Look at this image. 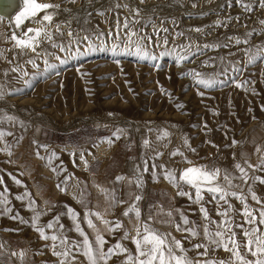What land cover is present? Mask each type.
<instances>
[{
  "label": "rangeland",
  "instance_id": "1",
  "mask_svg": "<svg viewBox=\"0 0 264 264\" xmlns=\"http://www.w3.org/2000/svg\"><path fill=\"white\" fill-rule=\"evenodd\" d=\"M7 1L13 0H0V7ZM38 2L60 7L46 10L54 14L48 25L53 40L42 41L35 52L14 47L10 33L22 36L45 13L25 20L20 28H11L0 15V132L4 133L0 138V198H7L0 204V264H60L64 259L53 255L52 241L42 240L34 230L32 220L37 213H41L38 224L45 234L62 232L69 247L82 240L75 230L77 224L95 241L96 232L88 227L87 216L106 241L105 250L120 242L128 254L135 255L131 239H122L125 231L135 235L134 213L123 215L134 204L141 221L153 217V229L170 233L189 250V257L196 258L203 249L193 250V245L206 243L203 228H198L196 238L185 239L187 234L177 231L176 224L183 214L203 225L201 204L212 220L220 221L217 202L207 193L201 204L177 195V188L164 175L171 170L178 176L184 167L198 166L239 177L235 164L240 163L250 177L264 179V171H253L245 164V160L258 164L264 154V25L260 23L264 7L260 0ZM244 4L253 10L245 11ZM135 9L140 10L139 23L132 22L130 10ZM125 20L129 29L123 28ZM65 22L79 34V43H69ZM165 28L167 32L162 31ZM128 31L137 33L131 42ZM85 35L90 37L91 48L83 40ZM137 44L147 53L143 59L136 53ZM252 55L259 58L249 63ZM181 56L187 58L180 60ZM17 66L18 72L11 71ZM192 73L217 83L204 88ZM117 129L122 130L119 139L113 135ZM165 131L167 138L157 139ZM108 140L113 141L111 145ZM117 177L124 179L117 181ZM242 183L233 180L234 185ZM249 184L264 200V184L251 179ZM243 188L247 193L248 185ZM182 190L194 198V190L187 186ZM112 197L116 203H111ZM230 202L237 209L230 215L236 224L242 223L239 210L243 205L235 199ZM247 203L258 214L261 205L250 196ZM92 213L102 214V220L119 221L123 227L109 232ZM49 223L53 229L47 228ZM234 230L242 240L240 229ZM72 255L76 256L74 264H87L83 255L75 251ZM126 255H114L107 264H123ZM210 255L229 257L222 248Z\"/></svg>",
  "mask_w": 264,
  "mask_h": 264
},
{
  "label": "snow or ice",
  "instance_id": "2",
  "mask_svg": "<svg viewBox=\"0 0 264 264\" xmlns=\"http://www.w3.org/2000/svg\"><path fill=\"white\" fill-rule=\"evenodd\" d=\"M70 3H75L76 0H69ZM141 3H144L145 0H140ZM238 3L241 0H237ZM60 5L52 3H41L38 0H24V7L21 13L16 17L15 25L17 28H20L25 20L35 19L39 13L44 12L45 14L40 17L38 21L41 24L40 28L32 29L28 28L27 31L23 32L22 36L13 34L11 40L14 41V47L20 50H31L32 52L36 51V48L39 47L42 41H52L53 33L48 30V25L53 23L54 14L49 13L46 10L48 9H58ZM119 7V5H117ZM128 7V5H124ZM195 7V5H193ZM245 11H252L253 9L248 4L243 5ZM260 7H264V0H260ZM133 16V23H139L136 20V17L139 16L140 10H130ZM101 15L103 13H100ZM68 23L69 31L68 35L70 37L69 43L73 40L76 43L80 42V37L78 33H74L71 30V24ZM151 23V21H149ZM264 25V21L260 22ZM217 26H220L219 23ZM119 27V25H118ZM124 29H129V23L125 20L123 25ZM55 30L57 33H60V24L55 25ZM199 32L200 29H194ZM162 31L167 32V29H162ZM135 31L126 32L128 42H131L132 36L136 35ZM62 35V33H61ZM112 33H109L111 36ZM179 35V34H178ZM102 34H98V38ZM118 38V37H117ZM150 39L148 37H144ZM83 40L89 42V48H91L90 37L85 35ZM247 42V41H245ZM167 44V40L164 41ZM237 44L240 43L238 39ZM57 45L53 43V47ZM205 48L210 47L205 45ZM61 51H65V48L61 45ZM189 48H186L185 51H189ZM136 53L140 55L143 59L147 56V53H142L141 47L139 44L136 45ZM187 56L179 57L180 60L186 59ZM259 57L252 55L249 60V63H253ZM32 62V61H30ZM34 63V62H33ZM45 63H47L45 61ZM49 67H52L49 65ZM47 70V69H46ZM13 72H18L19 67H14L11 69ZM234 71H238L234 69ZM196 77V83L203 86L204 88L214 87L217 81L213 78L204 79L200 73H192ZM30 86V85H29ZM241 87V85H237ZM202 95V93H201ZM183 105H177V108H182ZM122 130L117 129L113 133L116 139L120 138ZM4 135L3 132H0V138ZM168 132H163L157 136V139L167 138ZM112 140H108L109 145L112 144ZM235 144L236 142L233 141ZM144 145L149 146V141L145 140ZM194 151V150H193ZM257 152H260L261 149L257 148ZM178 153L174 152L172 155H177ZM9 155L11 153L9 152ZM245 164L249 169L256 171L257 169L264 171V154L260 156L259 163L253 165L245 160ZM155 167V165L153 166ZM235 169L239 172V177H234L232 173L225 172L221 174L220 169H208L205 167L192 166L187 167L177 174L171 170L166 171L164 179L169 181L174 187L177 188V195L188 196L193 203L201 204V201L204 200V193H207L211 196L213 201L217 202V212L216 215L222 217L220 221L212 220L209 216L208 210L201 204L200 213L203 217L205 223L203 225H196L193 222H190L183 214H181V222L176 224V230L186 233L185 239L196 238L200 235L198 228H203V239L206 243H197L193 245V250L203 249L202 252H197V257L192 258L187 255L188 249H185L180 240H176L174 237H171V234H163L151 227V221L153 217L149 216L147 221L140 220V212L137 209L136 205H131L127 211L123 213L125 216H129L130 213H134L136 217V224L134 225L135 235H130L129 232L125 231L122 239L127 240L131 239L132 244L135 246V255L128 254L127 247L123 246L120 242H117L112 247L104 249V244L106 241L103 236L100 234V231L96 228V225L93 224L91 219H88L85 216V221L89 228H92L95 232V241L92 242L89 240V237L81 230L79 224L76 225L75 230L78 232L79 236L82 237V240L77 244L69 247L70 242L66 237L63 236L62 232L60 234H53L48 236L45 234L44 227L39 226L38 221L41 213L34 215L32 220V226L36 230L42 240H51L52 241V252L53 255L57 257H63L64 259L60 260V264H74L76 259L75 255H72L75 251L79 255H83L87 264H107V261L111 259L114 255H126L123 264H264V200H261L256 193L253 191L249 180L251 179L253 183L259 181L261 184H264V179L259 176L252 178L249 176L248 171L240 163L235 164ZM145 167L144 171H147ZM117 181L123 180L124 177H117ZM155 179V177H154ZM240 179L243 183L242 185H234L233 180ZM222 181V183L218 182ZM131 182V181H130ZM137 187H140L142 181L137 175L136 177ZM2 183V181H0ZM19 184V181H16ZM243 185H248L247 193H245ZM187 186L188 188L194 190L193 195L189 192L183 191V187ZM59 187V186H58ZM233 188H239L240 191L232 190ZM63 190V189H61ZM106 191V190H105ZM4 192H7V189H4ZM28 194L25 193V196ZM2 196V194H0ZM250 196L251 199L261 205L260 209L257 210L258 214H254L253 210L249 207L247 203V197ZM141 197L137 195L135 197L136 201H139ZM231 199L240 201L243 205L242 209L239 210V214L244 218L243 222L236 224L235 220L231 213H235V209L230 202ZM7 202V198H0V204ZM34 201H30V206L34 205ZM111 203H116L114 197L111 198ZM123 203V201H120ZM5 211H10L5 209ZM69 215L74 217V213L69 209ZM97 219L102 220V214L92 213ZM169 217L172 216V213H167ZM23 222V221H22ZM105 225V228L109 232H114L118 229H121L123 226L119 221L109 222L102 220ZM183 225V227L181 226ZM215 225L213 228L212 226ZM245 225H248L245 228ZM54 225L49 223L47 225L48 229H53ZM62 225L60 228L62 229ZM236 228L240 229V234L243 239H238V234L234 230ZM59 241V245L57 244ZM60 245H63L62 248H59ZM59 248V250H57ZM223 249L225 252L229 253L228 259H214L210 253L216 251L217 249ZM16 255V253H13ZM71 255V259L68 258ZM21 259L24 256V253L20 254Z\"/></svg>",
  "mask_w": 264,
  "mask_h": 264
},
{
  "label": "bare ground",
  "instance_id": "3",
  "mask_svg": "<svg viewBox=\"0 0 264 264\" xmlns=\"http://www.w3.org/2000/svg\"><path fill=\"white\" fill-rule=\"evenodd\" d=\"M23 7H24V0L7 1L4 6L0 7V15H1L2 18H4V20L6 19L8 25L11 28H13L15 26L16 17L21 13V11L23 10ZM40 27H41V24L39 23V24L33 25L32 29H37V28H40ZM27 28H31V27H27ZM0 29H1V27H0ZM12 35H13V32L10 33V37ZM44 42H46V41H44ZM24 51H26L27 53H32L31 50H24ZM102 147H104V145H102ZM63 148L65 150H71L70 146H65ZM100 149L101 148H99V150ZM185 168H187V167H184L183 169H185ZM13 253H16V252L14 250L10 249V254L13 257H15L16 255H13Z\"/></svg>",
  "mask_w": 264,
  "mask_h": 264
}]
</instances>
